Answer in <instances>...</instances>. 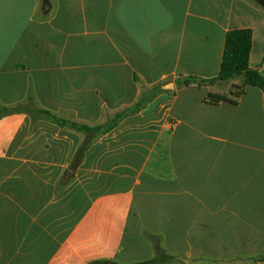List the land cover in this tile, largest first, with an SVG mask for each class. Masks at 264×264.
<instances>
[{
	"label": "crops",
	"instance_id": "obj_1",
	"mask_svg": "<svg viewBox=\"0 0 264 264\" xmlns=\"http://www.w3.org/2000/svg\"><path fill=\"white\" fill-rule=\"evenodd\" d=\"M41 1L0 0V104L141 106L81 154L69 125L0 116V264H264L263 93L204 101L239 83L214 79L228 30L264 69L262 1Z\"/></svg>",
	"mask_w": 264,
	"mask_h": 264
},
{
	"label": "trees",
	"instance_id": "obj_2",
	"mask_svg": "<svg viewBox=\"0 0 264 264\" xmlns=\"http://www.w3.org/2000/svg\"><path fill=\"white\" fill-rule=\"evenodd\" d=\"M252 45V30L250 28H234L225 34L224 47L222 52L219 72L215 80L230 82L239 79V83L232 82L228 92H209L204 101L209 104H218L221 101L237 103L238 98L244 93L246 85L258 87L264 96V72L257 68H252L249 62ZM138 85L147 89L151 86L145 84L138 76L134 77ZM141 106V98L132 105L122 107L96 123L81 122L74 119H63L58 113L39 106L31 89L22 102L12 105L0 104V116L12 112L22 111L28 113L33 120L45 119L57 125H69L84 135L83 143L79 147V154L94 139L100 137L103 132L117 125L123 118L135 113ZM161 255L166 256L165 253ZM161 261L159 264H165Z\"/></svg>",
	"mask_w": 264,
	"mask_h": 264
},
{
	"label": "water",
	"instance_id": "obj_3",
	"mask_svg": "<svg viewBox=\"0 0 264 264\" xmlns=\"http://www.w3.org/2000/svg\"><path fill=\"white\" fill-rule=\"evenodd\" d=\"M261 1H262L261 3L264 4V0H261ZM51 7H52V2H51V0H42V1H41V10H40V12H41L42 14H45V13H47L48 11H50Z\"/></svg>",
	"mask_w": 264,
	"mask_h": 264
},
{
	"label": "built area",
	"instance_id": "obj_4",
	"mask_svg": "<svg viewBox=\"0 0 264 264\" xmlns=\"http://www.w3.org/2000/svg\"><path fill=\"white\" fill-rule=\"evenodd\" d=\"M257 69H259L260 72H264L263 68H257Z\"/></svg>",
	"mask_w": 264,
	"mask_h": 264
}]
</instances>
